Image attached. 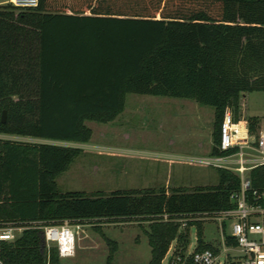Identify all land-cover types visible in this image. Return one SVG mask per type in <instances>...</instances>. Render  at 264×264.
<instances>
[{"label":"trees","instance_id":"obj_1","mask_svg":"<svg viewBox=\"0 0 264 264\" xmlns=\"http://www.w3.org/2000/svg\"><path fill=\"white\" fill-rule=\"evenodd\" d=\"M250 91H264V0L0 3V132L86 143L92 131L85 122L113 120L126 94L167 96L214 108L209 154L224 155L236 150L218 147L224 109L237 121L240 98ZM246 120L255 135L260 118ZM80 151L0 138V223L30 224L13 241H0V264H58L56 245L48 247L31 224L101 217H151L149 264H162L172 241L182 248L189 241L178 222L159 216L234 207L239 177L220 167L212 185L58 191L55 178ZM249 177L248 195L264 192V164ZM194 224V251L217 254L201 223L188 227ZM225 243L236 246L228 235Z\"/></svg>","mask_w":264,"mask_h":264},{"label":"rangeland","instance_id":"obj_2","mask_svg":"<svg viewBox=\"0 0 264 264\" xmlns=\"http://www.w3.org/2000/svg\"><path fill=\"white\" fill-rule=\"evenodd\" d=\"M244 99L247 114L262 118L252 135L256 137L264 129V91L246 92ZM213 117L212 106L192 99L128 93L123 110L113 120L85 122L92 131L86 143L44 140L6 132H0V138L81 148L69 167L55 178L60 192L90 194L102 191L108 194L114 190L158 186L192 187L218 182L217 167L195 160L211 151ZM151 221V217L79 220L82 227L75 235L74 255L60 257L58 264H149L150 246L145 232ZM190 222L201 223L205 241L218 250L219 262H228L231 255L238 254L236 246L232 245L226 247L227 254L222 252V229L218 221ZM179 229L189 243L182 248V242L172 241L168 264L177 257L187 260L196 245V224ZM228 231L225 226L223 235Z\"/></svg>","mask_w":264,"mask_h":264},{"label":"built area","instance_id":"obj_3","mask_svg":"<svg viewBox=\"0 0 264 264\" xmlns=\"http://www.w3.org/2000/svg\"><path fill=\"white\" fill-rule=\"evenodd\" d=\"M19 7H35L38 0H5ZM246 122L234 120L233 110L226 106L220 124V151L236 148L234 152L224 155H207L196 157V161L205 165L226 168L235 172L239 177V189L230 194L234 207L216 212H195L179 216L163 214L162 220H172L179 223V228H185L191 220L212 219L220 224L222 229V252L228 253L225 235L232 237L236 242L237 255H231L228 262H219V254L210 249L201 251L192 250L187 260L177 257L171 264H264V192H252L249 170L257 165L264 164V129L257 136L248 135ZM30 224L21 222L0 223V241H13ZM31 226L42 230L47 246L56 245L60 257L74 255L75 235L81 229L79 220L62 219L55 223H32ZM227 226L229 231L223 235Z\"/></svg>","mask_w":264,"mask_h":264},{"label":"crops","instance_id":"obj_4","mask_svg":"<svg viewBox=\"0 0 264 264\" xmlns=\"http://www.w3.org/2000/svg\"><path fill=\"white\" fill-rule=\"evenodd\" d=\"M246 93V92H245ZM245 93H243L242 94V96H241V98H240V102H239V113H238V120L239 121H243V122H246V126H247V117L249 116L248 114H247V108H246V101H245ZM185 99V98H184ZM125 100V99H124ZM123 107H124V105H123ZM123 110V109H122ZM119 114V113H118ZM117 114V115H118ZM116 115V116H117ZM259 117V116H258ZM214 118V117H213ZM260 119H261V121H262V118L261 117H259ZM212 125H213V122H212ZM248 130V129H247ZM247 133H248V135L249 136H251V138L253 137L250 133H249V131H247ZM200 147H202L203 148V143H200ZM195 247V246H194ZM193 250H194V248H193ZM168 256H169V251L167 252V254H166V256H165V258L163 259V261H162V264H164V262H166V264H168Z\"/></svg>","mask_w":264,"mask_h":264},{"label":"water","instance_id":"obj_5","mask_svg":"<svg viewBox=\"0 0 264 264\" xmlns=\"http://www.w3.org/2000/svg\"><path fill=\"white\" fill-rule=\"evenodd\" d=\"M4 120H5V111L2 112V121L4 122ZM167 260H169V257Z\"/></svg>","mask_w":264,"mask_h":264}]
</instances>
